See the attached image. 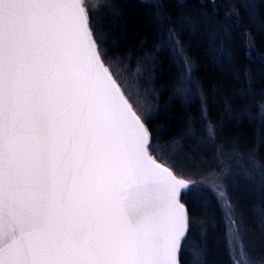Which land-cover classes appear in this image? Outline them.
I'll return each instance as SVG.
<instances>
[{"label": "snow or ice", "instance_id": "snow-or-ice-1", "mask_svg": "<svg viewBox=\"0 0 264 264\" xmlns=\"http://www.w3.org/2000/svg\"><path fill=\"white\" fill-rule=\"evenodd\" d=\"M144 6L179 61L189 18ZM108 7L0 0V264H184L196 211L199 264H216L218 230L232 264H248L223 174L167 155L175 141L153 134L106 61ZM186 88L182 77L176 91Z\"/></svg>", "mask_w": 264, "mask_h": 264}, {"label": "trees", "instance_id": "trees-1", "mask_svg": "<svg viewBox=\"0 0 264 264\" xmlns=\"http://www.w3.org/2000/svg\"><path fill=\"white\" fill-rule=\"evenodd\" d=\"M160 3L171 18L190 20L176 37L184 53L179 61L159 42L154 10L138 0H113L115 7L104 10L105 36L138 70L140 84L151 95L150 129L157 138L175 141L167 154L192 171L223 174L246 258L264 264V117L259 114L264 106V0ZM182 77L187 88L178 94ZM208 215L219 219L211 210ZM194 216L190 236L201 245L203 217L199 211ZM218 237L219 230L209 241L211 259L231 264Z\"/></svg>", "mask_w": 264, "mask_h": 264}, {"label": "rangeland", "instance_id": "rangeland-1", "mask_svg": "<svg viewBox=\"0 0 264 264\" xmlns=\"http://www.w3.org/2000/svg\"><path fill=\"white\" fill-rule=\"evenodd\" d=\"M138 1L143 4L154 2V0H138ZM199 1L203 2L204 0H199ZM236 1L241 5H243L247 0H236ZM103 2L104 0H94V3H96L97 5ZM109 3L113 5V0H109ZM210 3L212 4V11L215 12L216 6L212 3V1H210ZM115 46H116L115 41H110L104 35L103 50L105 53H107V55L105 56L106 61L112 64L113 70L119 73L121 79L127 84L128 92L131 95V102L148 118L152 105L150 101L151 95L148 92V90H145L144 86L140 84V77L137 72L138 70L136 71V69L133 68L132 64L131 67L129 68V64H128V62L130 61L129 57L121 56L120 54H118L117 51H115ZM259 114L262 118L264 117V106L260 107ZM199 251H200V244L198 242H194V238L190 236L189 240L185 245V250L183 253L184 264H199L200 261ZM247 261L248 264H256L249 259H247Z\"/></svg>", "mask_w": 264, "mask_h": 264}]
</instances>
